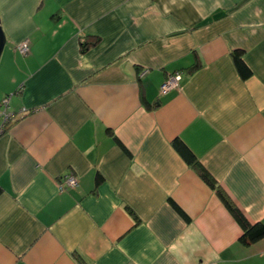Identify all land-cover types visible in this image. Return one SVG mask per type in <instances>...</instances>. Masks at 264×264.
I'll return each instance as SVG.
<instances>
[{
    "label": "crops",
    "instance_id": "obj_1",
    "mask_svg": "<svg viewBox=\"0 0 264 264\" xmlns=\"http://www.w3.org/2000/svg\"><path fill=\"white\" fill-rule=\"evenodd\" d=\"M0 18V264H264L217 193L264 224V0H0Z\"/></svg>",
    "mask_w": 264,
    "mask_h": 264
},
{
    "label": "trees",
    "instance_id": "obj_2",
    "mask_svg": "<svg viewBox=\"0 0 264 264\" xmlns=\"http://www.w3.org/2000/svg\"><path fill=\"white\" fill-rule=\"evenodd\" d=\"M90 46L88 42H84L83 47L86 49ZM235 62L237 66L244 68L243 61L240 57V54L236 53L234 56ZM248 72V71H247ZM248 73L245 74V76ZM183 79V76H182ZM182 82V80H181ZM180 82V84H181ZM174 145L176 149L180 152V154L184 157V159L187 161L189 166H192L198 170L201 171V177L213 188L215 189V181L209 176L207 172L204 170H201L200 164L195 157V155L185 146L183 145L182 142L180 141H175ZM1 188H0V193H1ZM221 199H223L225 205L229 208L235 219L239 222L241 227L243 228V236L241 238V242L244 245H251L254 244L262 239H264V224H256V225H251L247 222L245 217L241 214V212L234 208L232 204L224 197L221 191H217Z\"/></svg>",
    "mask_w": 264,
    "mask_h": 264
},
{
    "label": "built area",
    "instance_id": "obj_3",
    "mask_svg": "<svg viewBox=\"0 0 264 264\" xmlns=\"http://www.w3.org/2000/svg\"><path fill=\"white\" fill-rule=\"evenodd\" d=\"M17 50L20 54L27 56L31 52L30 42L27 40L25 42L20 43L17 46ZM182 80V74L177 72L173 75H170L166 80L164 85L162 86V92L166 93L171 90L177 89L180 86V82ZM9 99H5L2 103L6 108L8 107ZM14 114L8 113L7 110L3 112V122L0 123V135H2L5 131V128L10 124V122L14 121ZM78 178L72 174H67L63 177V182L61 183L60 190L61 192L67 190L68 188L74 189L78 185Z\"/></svg>",
    "mask_w": 264,
    "mask_h": 264
},
{
    "label": "water",
    "instance_id": "obj_4",
    "mask_svg": "<svg viewBox=\"0 0 264 264\" xmlns=\"http://www.w3.org/2000/svg\"><path fill=\"white\" fill-rule=\"evenodd\" d=\"M7 43V38L6 35L3 31L2 25H1V18H0V59H1V55L4 51V48L6 46Z\"/></svg>",
    "mask_w": 264,
    "mask_h": 264
},
{
    "label": "clouds",
    "instance_id": "obj_5",
    "mask_svg": "<svg viewBox=\"0 0 264 264\" xmlns=\"http://www.w3.org/2000/svg\"><path fill=\"white\" fill-rule=\"evenodd\" d=\"M4 132H5V131H4ZM3 134H4V133H3ZM3 134H2V135H3ZM0 136H1V135H0Z\"/></svg>",
    "mask_w": 264,
    "mask_h": 264
}]
</instances>
